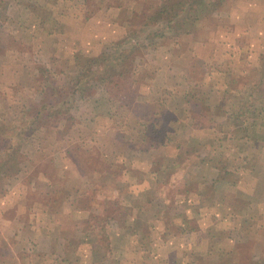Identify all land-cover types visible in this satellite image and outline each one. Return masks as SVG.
Here are the masks:
<instances>
[{
  "label": "rangeland",
  "instance_id": "374dc122",
  "mask_svg": "<svg viewBox=\"0 0 264 264\" xmlns=\"http://www.w3.org/2000/svg\"><path fill=\"white\" fill-rule=\"evenodd\" d=\"M147 1L153 7L161 2ZM235 1L213 2L209 14L204 18L199 10V19L191 26L182 19L185 14L168 26L162 21L149 24L147 17L138 13L139 0H4L0 7V161L17 150L21 168L14 172L0 164V264H149V259L153 264H264V201L260 193L264 157L259 153L245 159L242 152L231 151L226 141L229 132L252 135L254 141L263 136L264 140V109L255 110L264 101V0H252L251 4L253 20L260 22L258 36L255 24L247 19L244 22L246 16L239 13L242 8ZM185 10L189 16L190 9ZM252 27L253 32L249 30ZM218 38L244 43L237 46L238 63L233 67L235 70L238 64L235 71L246 73L244 79L230 83L231 77H225L223 70L217 73L221 62L224 69L232 67L228 57L211 61L215 76H207L198 67L197 60L204 61L212 48L205 49L203 44ZM171 42V63L176 69L172 75L179 78L181 68L188 69L185 78L192 87L190 97L199 102L191 105L198 109L197 121L202 123L214 113L207 100L211 88L221 87L226 101L247 100L248 106L255 107L237 115L231 105L218 115L227 121L232 115L255 122L245 131L222 127L227 152L214 158L215 164L195 157L171 161L176 149L185 148L191 154L200 151L206 156L221 151L207 127L194 135L184 122L172 123L176 115L183 114L170 108H179L187 95L172 94L162 87L168 82L161 56ZM226 47L217 46V51L223 53ZM125 49L131 53L132 70L120 66L118 55ZM249 49L254 50L253 63L246 62ZM252 81L255 91L249 98ZM136 103L142 104L140 113L139 107L134 112L123 109ZM151 104L166 115L156 114L161 117L156 135L147 137L137 122ZM133 118L135 124L130 122L126 129L123 122ZM189 136L193 142L186 140ZM124 138L134 141L124 143ZM128 144L156 153L153 178L150 174L141 178L139 171L136 174L130 169L123 180L118 178L121 169L116 152ZM198 162L205 170L209 165L220 167L218 181L250 182L231 172L229 165H247L260 173L251 192L254 201L250 197L249 203L245 197L233 199L230 224L223 223L220 228L213 220L203 224L210 240L204 261L185 254L193 240L182 214L196 218L209 193L197 189V178H189L192 182L183 188L184 182L178 181L181 177L175 176L177 167ZM91 168L98 172H84ZM186 201L190 205L184 206ZM224 213L223 209L221 217ZM167 231L175 235L170 238L174 243H168ZM221 233L225 237L215 240ZM215 243L223 249H216ZM151 245L157 246L152 258ZM164 246L179 247L168 253Z\"/></svg>",
  "mask_w": 264,
  "mask_h": 264
},
{
  "label": "crops",
  "instance_id": "0c3cea01",
  "mask_svg": "<svg viewBox=\"0 0 264 264\" xmlns=\"http://www.w3.org/2000/svg\"><path fill=\"white\" fill-rule=\"evenodd\" d=\"M235 3L237 4V6L242 8V10H240L239 13L243 14L242 16H244V17L246 16V18H244V22L247 19V21H249L251 24L254 23L255 24V30H256L255 35H257V36L260 35L258 33L259 31H261V29L258 27V26H260V22L257 21L258 19L257 20L255 19L256 20V22H255V20H253L254 14L252 15L250 13L252 0H241V1L237 0V2L235 1ZM42 24H44L43 21H42ZM241 25H243V24H241ZM245 25H247V24L245 23ZM86 27H88V26H86ZM244 29L247 30L248 28L247 29L244 28ZM253 29H254V27L249 28V30L252 32L254 31ZM48 32H50V31H48ZM262 32H263V30H262ZM49 35H51V34H49ZM263 36H264V34H263ZM197 43L198 42L196 41L195 44L198 46L202 45V43H200V42L198 44ZM167 45H169V46H167L165 53L161 57L163 58V62H164V66H165V70L163 72V74L166 75L165 80L168 83L170 82L171 85H169L168 83L165 82L166 84L164 83L163 86L162 85L161 86L163 87V89H167L172 94H176V93L179 94L180 92H182L184 94V96L187 95V99L183 103H179V108L177 106H173L171 108L169 107L171 112H174V110H180L183 114L182 117H178L176 115L174 120L172 121V123L176 125L179 123L182 124L184 122V124L188 128H190L189 130L191 131V134H194V135L198 131L205 129L203 127H207V129H209V131H211L210 137L212 138V140H214V142H217L218 145L221 147L220 148L221 151L220 152L218 151L219 153H217L215 151L212 153H208L207 156L202 155V153L200 151H194V154H191V152L187 153L185 148L184 149L183 148L182 149H176L171 154V155H173V157L171 158V161H173L176 158H180V159L184 160L187 158L195 157L199 161H200V159H204V160L208 161V159H210L212 157H214V158L215 157L216 158L221 157L222 158L226 155V152H227V148H224V145H225L224 140L225 139H224V137H222V133L224 132L222 130V127L231 126L232 128L235 129V131L239 127L241 129V131H242V129H244V131H245L248 129V126H252L255 121H253L252 119L247 118V117L243 118V116H242V119H237V117L234 119L232 117V115L229 117V119L227 121V119H225V118H221V117L218 118V115L221 113L222 110H225V107L228 109V106H231V105H232V108L234 109V111H235V109H237V111H238V112L235 111L232 113H236L237 115H238V113H239V115H243L244 111L246 112L247 110L248 111L254 110L255 107L253 106V104L248 106L249 102L247 100L239 101V102H237V101H226L225 98L221 95V93L223 92V91H221V87L211 88V91H212V92H210L211 95L207 94L210 91V89H208V92L206 94L209 96L207 100L210 102L209 105L213 106L214 113H212V115L209 118H207V120L205 119L204 122H202V123L200 122V120L197 121V117H195V115L197 114L196 112L198 111V109H197V107L191 108V105L195 104V103H199V102H192V100H191L190 91H191L192 87L189 83L190 80L187 77L185 78V75H186L188 69L186 67L181 68V70L179 72V75H180L179 78L176 74L172 75V71L176 70L173 66L174 63L173 64L171 63V60L174 57L173 43L171 42ZM203 45L205 46L204 47L205 49L212 46L211 49H208L209 53L207 54L206 59L204 61L201 59L197 60L198 67L202 68V70L207 74V76H209V77L215 76V74H216V72H215L216 69L211 67V61L212 60H215V59H218L221 57H223V59H224V57H228L229 62L232 65V67H230V68L225 67V69L222 68L225 66L224 65L225 63H222L221 60H223V59H221L219 61L221 63H219V65H217L220 68V69H217V73L222 74L221 70H223L224 71L223 75H225V77H227V76L231 77L230 83L235 81L236 78L242 79L244 77L243 75L246 73H243L240 71L239 72L235 71L238 64H236L235 70L233 68L234 64L238 63V59L236 57L237 48H238L237 46L238 45L239 46L244 45L243 42L239 43L238 41H236V39H232V41L230 40L229 42H228V40H226V42H225L223 39L218 38L217 40H207ZM221 45H224V46L228 45V47H226V49L223 53L220 52L221 50L217 51V46H221ZM252 45H253V43H252ZM248 48H249V45L247 46V49ZM188 51H190V48ZM253 52H254V50L252 51V49H249L247 51V58H246L247 61L246 62L253 63V61L251 59L252 58L251 56H253ZM257 52H259V50H257ZM192 56L194 58V55H192ZM194 60H196V58ZM199 64H200V66H199ZM168 75L170 76V80H167ZM174 79H177L178 81H176ZM228 88L231 89L232 87L229 86ZM251 88H254L253 87V81H252V84H250V88H248V90L250 91L247 94V95H249V98L251 97V95L255 91ZM261 90L264 92V88H262ZM171 93H169V94H171ZM161 101H162V99H161ZM132 102L135 103L136 100L132 99ZM210 106H209V108L207 107V109L210 110L211 109ZM263 106H264V101H262L261 105L256 107L255 110L264 109ZM227 109H226V111H227ZM199 113H200V111H199ZM130 122L132 124H135V119L133 118V119L125 120L123 122V125L125 126L126 129L128 128ZM110 126L113 127L114 124L112 125V122H111ZM108 131L109 130L105 131L106 135L110 134ZM123 132L126 133L125 130ZM133 133H134V131H133ZM229 133H233V132H229ZM229 133H228V137H227L226 141H228L229 144L231 145V147H230L231 151L236 150V152L237 151L242 152V154L244 155V158L245 157L247 158V156L253 158L254 155L259 154V153H262L263 157H264L263 136H260V137L256 136L255 137L256 141H254L253 139H251L254 136L248 135L246 133L243 134L242 132H240L241 134H239V135H234V134H229ZM223 135H224V133H223ZM112 139H113L112 137L111 138L109 137V139H108L109 143L113 142ZM131 140L132 139H127V138L123 139L124 143L130 142ZM186 140H188L189 142H193V140L190 139V136L187 137ZM132 141H134V139ZM131 143H133V142H131ZM128 146H126L122 151L116 152L117 158H119L118 159L119 160L118 162L120 163L119 167L121 169L120 173L118 174V178L122 177V180H123L125 178L124 172L126 170H129V169L131 171L135 172L136 174L139 171L140 176L142 174L141 178H143V175H146V174L147 175L150 174V178H153L154 174L152 173L153 172L152 171V168H153L152 162L156 156V153L149 150V149L148 150L145 149V151H140V149L133 147L131 144H128ZM131 146H132V148H131ZM237 147H239L240 150ZM140 156H142L143 159L146 160V162L143 159H141ZM165 156H170V155H165ZM177 156H179V157H177ZM110 161L114 162L112 160H110ZM174 166H176V165H174ZM188 166H186L184 168L176 166L177 172H175V176L177 177V179L181 177V179L178 181H183L184 182L183 188H186L187 186H189V184H190L189 182L190 181L192 182V180H190L191 177L197 178L198 181H197V184L195 186L197 187V189H199V191H201L202 189L207 190V192L209 193V197L206 199V201H205L206 203L200 204V205H204V207L201 206L197 210L198 212L196 214V216H197L196 218L190 219L189 215L184 214V213L182 214L183 220L185 221L186 225L189 224V226H190V230H189L190 232H188V233H191L190 236L192 237V240H193V241H191L189 246H187V248H185V252H186L185 254L197 255L198 258L200 257L199 261L200 260L204 261L205 260L204 257H205L206 252H207V245H208L210 240L207 241V238H209V234H208L207 230H205V225H203V224L211 223L212 220L215 222L216 228H220V226L223 223H229L230 224V222H232V220H233V217L230 215V213L232 212L231 207L233 205V199H239V198L241 199V198L245 197V198H247L246 202H248V200H250V199H253L251 201H254L255 195L251 192L254 191V188L256 186V182H255L256 174H260V173H255V169H253L252 167H249L247 165H240L239 167H238V165L237 166L229 165V168H230L229 170H231V172H233V173L235 172L236 174L240 175V178H242V177L245 178L246 181L248 179H250V182L245 183V185H244L242 180H240L237 183L236 182H234V183L233 182H226L225 180L218 181V175H220V171H219L220 167H217L216 165L213 167H211L209 165L210 167L208 166L207 170L203 169V165H201L199 162L196 165L188 164ZM109 167H110V165H109ZM79 169H80V167H79ZM105 169L106 168H104V171H105ZM84 172L86 174L87 173L91 174V173H97L98 171L91 168L87 171L84 170ZM101 172L103 174V169H101ZM80 176H81V173H80ZM140 176H138V178ZM141 178H140V181L138 180L139 182H141ZM244 186H246V187L244 188ZM222 189L224 192L222 191ZM210 190H213V192L215 194ZM222 193H224V194H222ZM260 193H261V196H263L262 200L264 201V185H262V189L260 190ZM249 197H250V199H248ZM255 202H257V200ZM188 205H190V201H188V202L186 201L184 206H188ZM223 209L225 210V213L223 214V217H221V213H222ZM218 216L220 217V219L218 218ZM192 223H193V225H192ZM167 233H168V231H167ZM168 234H170V233H168ZM154 235H155L154 237L158 238V236L156 234H154ZM167 236H168L167 239H169V241L167 240L168 243L169 242L174 243V241H171L170 238L175 239L176 238L175 235L170 234ZM211 236L212 235H210V238H211ZM222 236L225 237V235H222V233L220 235L216 234L215 240H217V241L221 240ZM152 238H153V235H152ZM227 239H228V237H227ZM223 241L225 243V239ZM177 243L179 244V241ZM214 245H215L216 249H221V250L223 249V248H221V246L218 243H215ZM227 245H229V244H227ZM151 247L153 249L151 252L153 254L151 256V258H152L156 254L155 252L157 250V246L155 247V245H151ZM178 247L179 246H176V247H173L172 249H170V248L167 249L165 247V249L167 250L168 253H174V251H176L178 249ZM163 251L164 250H162L161 252H163ZM149 260H150V262L147 261L149 264L154 263L152 259H149ZM196 264H198V263L196 262Z\"/></svg>",
  "mask_w": 264,
  "mask_h": 264
},
{
  "label": "trees",
  "instance_id": "16d2710c",
  "mask_svg": "<svg viewBox=\"0 0 264 264\" xmlns=\"http://www.w3.org/2000/svg\"><path fill=\"white\" fill-rule=\"evenodd\" d=\"M215 1L218 0H161V2L156 5V7H153L152 3H149L147 0H139L140 3L138 6V13L144 14L147 17L149 24H159V22L162 21L168 26L174 23L175 19H178L180 16L185 14L183 15L182 19L185 17V21L189 22L188 26H191L192 23L194 24V22L199 19L197 12L201 10V16L205 18V16H207V14L210 12L209 6ZM3 2L4 0H0L1 8L4 6ZM186 8L190 9L189 16H187V13H183L186 11ZM118 58L120 60V66L122 70H132L131 53H129L128 49L120 51ZM136 107H139L138 112L140 113L142 107V104L140 103H136L133 107L125 105L123 109L125 108L128 110L131 108V110L134 112ZM147 108L148 109L145 110L146 112L141 114L137 123L143 128L144 133L147 134V137H152L156 135L160 123L159 120L161 119V117H157L156 114L162 112L160 115H166V112L163 109H156L155 104L148 105ZM7 157L8 158L5 161H0V164L7 166L8 169H11L14 172L19 171L21 168L19 167L21 158L19 151L13 150L7 155ZM210 159L211 160L209 161L211 164H215L213 162L214 157ZM215 159L217 158L215 157Z\"/></svg>",
  "mask_w": 264,
  "mask_h": 264
}]
</instances>
